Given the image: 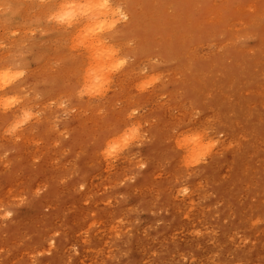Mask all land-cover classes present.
Listing matches in <instances>:
<instances>
[{
  "label": "rangeland",
  "instance_id": "374dc122",
  "mask_svg": "<svg viewBox=\"0 0 264 264\" xmlns=\"http://www.w3.org/2000/svg\"><path fill=\"white\" fill-rule=\"evenodd\" d=\"M47 1H0V62L28 67L19 82L29 92L27 104L65 99L75 112L49 107L0 136V264H210L208 256L264 264V0H119L127 19L106 36L126 66L113 74L107 95L82 100L74 93L83 53L66 52L70 31L51 18L60 9L51 14ZM145 67L161 79L133 92L128 85ZM124 70L139 76L125 78ZM133 107L140 110L133 119L149 121V139L126 156L136 153L147 166L136 171L126 158L111 166L94 160V149ZM203 116L218 140L215 151L231 143L233 156L223 152L214 160L236 158L235 176L225 178L237 197L224 220L206 211L224 210L205 170L208 159L185 170L171 141L174 127L188 129ZM6 119L0 116V130ZM246 139L248 146L236 149ZM133 172L135 180H124ZM220 178L214 173V181ZM182 187L188 191L177 193ZM188 195L205 210L204 231L215 226L225 243L207 246L202 233L180 231L174 207ZM80 212L89 225L73 238ZM108 214L114 229L102 222Z\"/></svg>",
  "mask_w": 264,
  "mask_h": 264
},
{
  "label": "clouds",
  "instance_id": "9594fccd",
  "mask_svg": "<svg viewBox=\"0 0 264 264\" xmlns=\"http://www.w3.org/2000/svg\"><path fill=\"white\" fill-rule=\"evenodd\" d=\"M60 12L70 18L65 24L69 29V41L75 39L78 47L77 53H83L84 66L79 74L78 87L74 98L95 99L107 95L110 91L113 74L126 66L127 57L121 54L120 48L112 44L106 34L111 32L118 24L127 19V15L119 0H56ZM3 56L0 55V61ZM29 74L28 67L16 64L0 62V114L11 113L10 122L0 130V136L5 133L20 129L31 120L39 119L42 113L49 107L62 111L75 112L70 108L65 99H49L39 106L25 104L29 96L25 84L8 91L13 85L24 80ZM141 78L132 84L133 92H145L155 85L160 79L158 72H148L147 68L140 69ZM33 99L40 100L41 94L36 92ZM103 109H101V112ZM138 108H131L126 114L128 123L123 124L118 132L106 137L98 150L101 159L111 166L120 154L132 147H141L146 140L148 120L133 119L139 115ZM174 135L171 141L175 148L181 152L180 164L185 170L194 168L205 161L206 157L218 144V140L210 134V130L204 129H172ZM67 138V137H65ZM16 139H20L19 136ZM131 169L142 170L147 166V161L142 156L131 153L126 157ZM136 173L124 177V180H135ZM120 180L119 183H123ZM187 192L186 187L181 189Z\"/></svg>",
  "mask_w": 264,
  "mask_h": 264
},
{
  "label": "bare ground",
  "instance_id": "6f19581e",
  "mask_svg": "<svg viewBox=\"0 0 264 264\" xmlns=\"http://www.w3.org/2000/svg\"><path fill=\"white\" fill-rule=\"evenodd\" d=\"M1 1V0H0ZM7 1V0H6ZM47 1V0H46ZM39 2V1H38ZM44 2V1H43ZM8 3V2H7ZM8 5V4H7ZM19 7V6H18ZM45 7H46V9H48L49 11H51V14L53 13L52 11H53V9L55 10L56 8H59V6H57V3H56V0H48L46 3H45ZM7 10V9H6ZM57 10V9H56ZM55 13V12H54ZM53 13V14H54ZM59 13H60V11H59ZM52 14V16H51V18H53L54 19V21L58 24V22H62L64 25L66 24V23H68L69 22V19L70 18H68V17H64V19H59L58 18V14L57 15H53ZM6 16H7V14H5ZM11 16V18H12V14L10 15ZM9 16V17H10ZM10 18V19H11ZM2 19H3V17H2ZM35 19V18H34ZM14 20H16V18L14 19ZM8 21V20H7ZM19 22V21H18ZM26 22V21H25ZM24 23V22H23ZM28 23V22H27ZM25 24V23H24ZM29 24V23H28ZM60 25V24H59ZM61 29L64 31V33H66V32H69L70 30L69 29H66L65 28V26H61ZM12 30V29H11ZM14 31H16V30H14ZM60 31V30H59ZM121 33H123V31H121V32H116V33H112L111 34V37H117V36H119ZM8 63L9 64H11L10 63V61H8ZM127 69V68H126ZM123 74H124V76H125V78H128V79H131V80H133L132 78H130V76H133V78H135V76H139V74L137 75V72H135V71H133V70H124V72H123ZM136 80V79H135ZM133 82V81H132ZM19 84H22V83H19L18 82V84L17 85H13V87L12 88H10V89H8V91H13V90H15L18 86H19ZM130 85H131V83L128 85V87H129V89H131L132 90V87H130ZM28 103V100L27 101H25V104H27ZM128 113V112H127ZM0 116H4V117H6L7 119H6V121L4 122V124H8L9 122H10V120H11V113H5L4 115H0ZM184 114L182 113L181 115H180V117L181 118H184ZM204 117V116H203ZM207 117V116H206ZM201 118V117H200ZM173 120V119H172ZM172 120L171 119H169V121L172 123ZM200 120V119H199ZM126 123H128V120L126 119V116L124 115L122 118H121V121H120V125H119V128L118 129H116L115 131H113L114 133L115 132H118L119 130H120V128H121V126L123 125V124H126ZM191 125H190V127L188 128V129H204V128H207L208 129V126H209V124H208V121H207V119L204 117V119L202 118L201 119V121H199V122H197V124H194V123H190ZM208 124V125H207ZM53 125V124H52ZM166 130V128L164 127V128H162L161 130H160V132L161 133H163V135L164 136H162V138L163 139H166V138H168L167 136H166V134H165V131ZM114 133H109L108 135H106L105 136V138L106 137H108V136H110V135H112V134H114ZM216 134V133H215ZM104 138V139H105ZM104 139H103V141H104ZM103 141H102V143H101V145L98 147V148H95L94 149V151H93V153L90 155L94 160H101L100 158V156L97 154L98 153V150H99V148L102 146V144H103ZM247 142H248V140L246 139V140H244V146H241L242 145V143L240 144V145H238V147L236 148V149H238L239 147L241 148V149H243L245 146H248L247 145ZM231 144V143H230ZM230 144H227V145H229V146H226V145H223V146H220L216 151H215V149L216 148H214L213 150H212V152L206 157V159H208V162H207V164H205V167H206V169L205 170H207V169H209V170H211V174H212V177H211V181L212 182H214L216 185H213V188H216V189H219V196L218 197H221V199H224L223 201H221V199L219 198L218 199V201L217 202H224V210H222V207L221 208H217L218 210H214L213 208H209V209H207L206 211L207 212H210V211H214V212H217V213H222L221 215H220V217L221 218H223V220L224 219H226L227 217H228V211L231 209V207H232V203H233V200L235 199V197H237L236 195H235V193L233 192V191H235V192H237V190L238 189H236V187H235V184H231V188L229 187V182H227L229 179L228 178H225L226 176L227 177H234L235 176V170H234V166H235V159L236 158H231L232 156H233V151L231 152V150L229 151V148L231 147V145ZM235 143H233V145H234ZM237 144V143H236ZM236 144L234 145V146H236ZM250 146V145H249ZM233 148V147H232ZM235 150V149H234ZM26 151V150H25ZM127 151V150H126ZM126 151L125 152H123V153H121L120 154V156H119V158H126L127 156H126ZM27 152V151H26ZM25 152V153H26ZM223 152H226V155H228V154H231L232 153V156L231 157H223L222 159H220V160H214V158L219 154V153H223ZM27 154H29V152H27ZM158 154V153H157ZM156 154V155H157ZM242 154L244 155L245 154V152H242ZM156 155H155V157H156ZM180 157H181V152H180ZM153 160H155L154 158H153ZM154 171H155V168H154V165H153V163L151 164V167H150V175L152 176L151 178L152 179H157V177L156 176H154L153 174H154ZM214 173H215V176L216 177H221L220 178V180L218 181V180H213V175H214ZM220 181H225V183H223V184H221L220 185ZM182 188H184V187H182ZM182 188H180L179 190H177V193H185V192H182L181 191V189ZM187 189H188V187H186ZM194 192H195V196H196V199H198V198H200L201 196H202V192H201V190L199 189V188H196V189H194ZM91 192L90 191H88V192H86L85 194H90ZM175 197V196H174ZM81 198V197H80ZM79 198V199H80ZM195 199V200H196ZM81 200V199H80ZM195 200H193L192 199V197H191V195H188V196H184V198H183V200H181L180 201V203H178L179 205L178 206H176V207H174V213H175V215H177V217H179L180 219H181V221L183 222L181 225H179V229H180V231L181 230H183V231H185V232H187L188 233V236L187 237H192V235L193 234H203L204 235V237H202L203 239H204V242H205V245H207V246H211V245H214V244H221L222 245V243H225V238H226V236H224L223 235V238H221V237H219V232L218 231H216V230H214V229H216V227L214 226L213 228H210V230L213 232H211V234L210 233H208V230L207 231H204V229L207 227V226H205L204 224V221H203V217H204V208H202V207H200V206H198L197 207V203L195 202ZM196 203V204H195ZM191 207H190V206ZM192 207H197V209H195V210H193L192 209ZM222 210V211H221ZM221 211V212H220ZM204 213V214H203ZM110 214H108V215H106V216H108L107 218H106V216H105V218L102 220V222H104L107 226H110V227H112L113 229H114V224H112V221H113V219H110V216H109ZM73 219H75V220H73L74 222H75V225H76V227H77V230L76 231H74V232H72L71 234L73 235V238H77V237H79L80 236V232H79V230L80 229H83V228H85L86 227V225H89V224H85V222L86 221H84V219H83V213L82 212H80V213H78V214H74V216H73ZM87 223V222H86ZM207 229H209V228H207ZM206 230V229H205ZM171 234H169V236H170ZM211 235V236H210ZM210 238L211 239H213L212 241H209L210 240ZM187 239V238H186ZM186 239H181V241L182 242H185V240ZM189 240H191V239H189ZM230 241L232 242V241H234V239H233V237L231 236V238H230ZM51 243V242H50ZM136 246L137 247H140L141 245H139V244H136ZM137 247H134V249L135 250H138V248ZM84 250L86 251V249L84 248L83 249V252H84ZM82 261V260H81ZM80 261V262H81ZM207 261H209V263L210 264H243V263H241L240 262V259H238V260H230V259H228L227 257H222V259L220 260V261H214L213 262V260L211 259V256H208L207 257Z\"/></svg>",
  "mask_w": 264,
  "mask_h": 264
},
{
  "label": "snow or ice",
  "instance_id": "6c2138e0",
  "mask_svg": "<svg viewBox=\"0 0 264 264\" xmlns=\"http://www.w3.org/2000/svg\"><path fill=\"white\" fill-rule=\"evenodd\" d=\"M65 15H66L65 13L60 12L58 13V18L64 19ZM77 47H78L77 41L73 39L68 42V45L66 46V52H70L72 56H75L78 54L76 51Z\"/></svg>",
  "mask_w": 264,
  "mask_h": 264
}]
</instances>
